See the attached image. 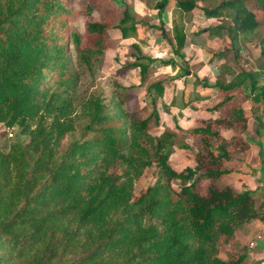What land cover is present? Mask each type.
Wrapping results in <instances>:
<instances>
[{
    "label": "trees",
    "instance_id": "1",
    "mask_svg": "<svg viewBox=\"0 0 264 264\" xmlns=\"http://www.w3.org/2000/svg\"><path fill=\"white\" fill-rule=\"evenodd\" d=\"M169 1L189 12L196 1L210 0H158L159 13ZM74 2L84 8L81 0H0V125L15 126L25 137L6 151L0 148V264H242L246 253L236 248V231L251 220L264 222V199L254 204L256 191L264 188L260 115H253L260 156L255 187L236 190L209 182L205 194L193 187L200 178L213 181L232 172L228 162L245 160L248 117L241 104L251 99L264 108V34L255 70L239 68L227 82L216 79L212 85L219 99L211 108L216 116L185 131L175 126L192 137L194 148L192 166L175 170L168 163L172 148L189 146L177 144L169 129L158 135L148 130L149 121L158 125L161 80L146 85L151 111L143 118L115 101L126 90L116 81L110 106L99 94L75 95L79 75L71 68L69 45L91 77L92 62L115 45L107 30L136 38L145 24L134 19L129 5L112 19L114 1L99 3L103 20L84 22L88 44L81 46ZM263 3L219 0L202 7L205 18L229 20L206 31L225 32L231 51L238 35L259 27L256 9ZM171 33V53L180 57L183 24L173 22ZM130 46L134 54L125 66L138 68L141 86L154 59L137 44ZM80 117L87 118L80 136L69 139ZM150 166L157 170L154 181L134 197L135 182ZM223 246L224 259L218 256Z\"/></svg>",
    "mask_w": 264,
    "mask_h": 264
},
{
    "label": "crops",
    "instance_id": "2",
    "mask_svg": "<svg viewBox=\"0 0 264 264\" xmlns=\"http://www.w3.org/2000/svg\"><path fill=\"white\" fill-rule=\"evenodd\" d=\"M157 1L150 0L147 5L139 0H133L132 3L130 1L134 19L145 24L144 27L137 29L136 38L121 39L119 30L113 28V36L115 40L117 39V43L126 44L127 48H131L129 45L135 43L142 54L154 59L141 86H139L138 68H129L125 66L126 64L118 65L122 68L117 75L116 82L126 87L122 97H129L130 95L140 97V103L145 104V102L149 103V96L145 92L146 85L156 80L162 81V95L155 101L158 125H155L151 120L148 122V130L150 126V130H152L149 132L158 135L162 129H169L176 134V139L178 134H184L190 138L191 142L188 139L181 142L187 144L188 149L174 146L168 157L171 160L175 156V163L180 164V166L174 169L180 170L185 166H192V151L194 148L192 137L178 130L175 126L185 131L200 125L202 120L216 116L211 108L219 99L217 90L212 85L216 79L227 82L237 73L239 68L255 70L259 56L258 39L264 32L263 34H240L235 48L226 51L230 44L225 32L209 35L206 28L222 21L229 23V20L225 17L205 18L201 13L202 7H206L210 3H218L219 0L196 1L195 7L189 12L179 11L174 2L170 1L161 13L155 7ZM179 21L183 24L185 44L180 51V57H177L171 53L170 43L172 42V23ZM139 40L142 42H139ZM115 48L120 50L118 46H115ZM168 58L174 60L173 66L160 63L161 60ZM242 91L245 94L248 92L245 86H243ZM252 104L257 105L258 110V113L254 115H260L264 120V108L251 99H246L241 104L245 114V109H249ZM149 106L146 116L151 111V105L149 104ZM248 121L247 119V125ZM245 130L242 132V136ZM220 133L222 136L228 137L230 130H221ZM250 148L251 145L248 143V150ZM187 156L191 158V161H186ZM230 163L233 162H228V167ZM231 173L220 176L224 177V180L222 179L223 185H232L238 188L236 184L239 181L231 179L229 177ZM254 187L255 185L249 187V189ZM251 222L253 220L246 223V225Z\"/></svg>",
    "mask_w": 264,
    "mask_h": 264
},
{
    "label": "rangeland",
    "instance_id": "3",
    "mask_svg": "<svg viewBox=\"0 0 264 264\" xmlns=\"http://www.w3.org/2000/svg\"><path fill=\"white\" fill-rule=\"evenodd\" d=\"M84 3V8L79 6L78 2H74L73 6L75 9H79V17L78 20L74 22L77 32L83 37L81 46H85L88 44V40L83 36L84 31V22L90 20H103L102 13L100 11V4H107L109 0H81ZM115 4V9L111 10L112 19L119 17L121 11L123 9V5H130V1L132 3L133 0H113ZM138 1V0H137ZM147 5V2L150 0H139ZM170 2V1H169ZM264 4V3H263ZM214 4L210 3L206 7H212ZM82 11H86L85 15H81ZM135 13V12H134ZM137 13V12H136ZM260 13V14H259ZM133 14V13H132ZM256 15L258 21H260L259 27L253 30L250 33H260L264 32V6H258L256 9ZM113 29V28H112ZM107 30V36L114 42L113 47H107L104 50L103 56L100 60L92 62L91 64V77L87 71V69L78 62L75 50L72 44L69 45L68 53L70 56V65L71 68L77 72L79 75L78 85L75 91V95L78 97H86L89 93L99 94L105 103H110V98L115 95V91H118L117 84V75L122 67L118 65H123L129 63L132 58L131 56L134 54V50L132 48H127L126 44L117 43V39H114V29ZM249 35V34H245ZM115 46H118L120 50H116ZM130 46V45H129ZM119 67V68H118ZM129 96V95H128ZM140 97L129 96V97H115V101L120 100L122 108L125 112L133 114L137 118H143L148 113L150 108L149 103L145 102V104H141L139 101ZM108 105L110 106L111 103ZM246 107V106H245ZM248 117V125L245 130L243 137L245 136V140H248V143L251 145V148L246 151V158L244 162L232 161L230 163L229 168L232 169V173L229 176L231 179H236L237 182L236 190L241 189H249V187L256 185L257 179L259 178V162L260 156L258 155V147L256 145L257 136L254 134V121L252 116L258 113L257 105L252 104L249 109H245ZM264 118V117H263ZM87 122L86 117H80L76 121V129L73 133L69 135V139H75L80 136L82 131V127ZM6 127L0 125V148L3 151H6L8 145L15 141L23 142L25 137L18 134V128L15 126L9 127V130L5 129ZM152 130V129H151ZM150 126H149V131ZM8 132L11 134L8 135ZM151 134L153 132H150ZM154 134V133H153ZM88 136V134H87ZM184 139H188L191 142L190 138L184 134H178L177 139L175 141L177 144L184 141ZM260 140V138H259ZM262 143V147L264 149V138L260 140ZM171 154V153H170ZM178 160V159H177ZM264 160V157H263ZM186 161H191V158L186 157ZM176 158L168 159L169 165L174 169L178 168L180 164H176ZM228 165V164H227ZM156 168L150 166L144 169L141 177L134 184V197L138 194V192L144 189L146 186L150 185L156 176ZM244 175V176H242ZM224 178V177H223ZM222 177L216 178L213 181H209L204 178L198 179L194 184V190L205 194L206 187L209 182L215 183L219 186L223 185ZM254 178L253 180H251ZM223 179V180H222ZM225 179H227L225 177ZM177 182L171 181V186L176 189ZM240 189V190H241ZM264 199V188L260 187L256 191L254 197V204L257 207L259 202ZM260 235V240L255 241V236ZM235 244L237 249L244 250L246 253V258L242 262V264H257L260 262L262 264V260L264 258V222L253 220L250 224H244L242 228L236 231L235 233ZM250 242H255V244L251 247L249 246ZM226 246H223L218 253V256L222 259L226 257Z\"/></svg>",
    "mask_w": 264,
    "mask_h": 264
},
{
    "label": "built area",
    "instance_id": "4",
    "mask_svg": "<svg viewBox=\"0 0 264 264\" xmlns=\"http://www.w3.org/2000/svg\"><path fill=\"white\" fill-rule=\"evenodd\" d=\"M5 129H6V130H9V127H6ZM8 135L10 136L11 134L8 132ZM260 238H261L260 235H256L254 240L257 241V240H260ZM254 244H255V242H250V243H249V246L252 247Z\"/></svg>",
    "mask_w": 264,
    "mask_h": 264
}]
</instances>
